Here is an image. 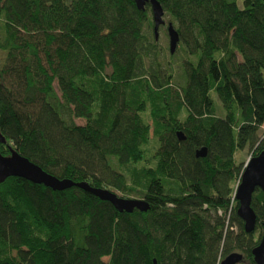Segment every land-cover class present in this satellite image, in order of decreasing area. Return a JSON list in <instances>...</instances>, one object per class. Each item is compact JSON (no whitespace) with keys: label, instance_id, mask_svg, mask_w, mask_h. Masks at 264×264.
Here are the masks:
<instances>
[{"label":"trees","instance_id":"obj_1","mask_svg":"<svg viewBox=\"0 0 264 264\" xmlns=\"http://www.w3.org/2000/svg\"><path fill=\"white\" fill-rule=\"evenodd\" d=\"M158 1L179 30L182 83L149 3L0 0V152L150 204L120 212L77 186L8 177L0 264H218L235 251L256 264L264 192L246 232L236 155L264 149V0Z\"/></svg>","mask_w":264,"mask_h":264},{"label":"water","instance_id":"obj_2","mask_svg":"<svg viewBox=\"0 0 264 264\" xmlns=\"http://www.w3.org/2000/svg\"><path fill=\"white\" fill-rule=\"evenodd\" d=\"M135 3L140 10H144L147 3L150 4L154 33L158 38L160 26L166 23L164 20L165 10L161 3L158 0H135ZM167 24L169 51L174 54L180 41V35L172 22ZM177 136L179 139H185V135L181 131L177 132ZM0 143H6V138L2 133H0ZM196 154L205 156L207 147H201ZM8 177H21L33 183L43 184L53 190H64L77 186L102 200L111 202L120 212H133L135 209L147 211L150 208V204L145 198H126L108 188L93 187L86 181L78 182L69 178L57 177L13 148L10 149V155H3L0 152V182L5 181ZM257 188L264 192V149L245 165L235 192V198L239 203L237 214L243 220L246 232H252L257 224V215L252 207L253 194ZM252 254L256 264H264V231L260 242L252 249ZM242 259L243 254L235 251L225 256L220 264H237ZM154 264H158L156 259Z\"/></svg>","mask_w":264,"mask_h":264},{"label":"rangeland","instance_id":"obj_3","mask_svg":"<svg viewBox=\"0 0 264 264\" xmlns=\"http://www.w3.org/2000/svg\"><path fill=\"white\" fill-rule=\"evenodd\" d=\"M164 20H165V24L161 25L159 30H158V40H159V44H160V48L162 50V58L161 60L163 62H165L164 64H166L167 62H172L173 66L175 67V69L178 71L177 74V83H182L183 79H182V74H183V59L185 57V54L182 50H179V46L177 48V51L175 52V57L171 58V54L169 51V36H168V22L170 20L169 16L164 15ZM147 33L153 34L152 32V27H146L145 28ZM151 30V31H150ZM180 45V44H179ZM4 54H2V52L0 51V60L3 58ZM178 56V57H177ZM176 58V59H175ZM264 71V70H263ZM55 87L57 88V85H55ZM214 101H215V105L216 108L218 110V113L220 116H223L225 114V112L222 109L221 103L216 95V93H213L212 95ZM78 123L80 124H84L85 121L83 119H77ZM260 136L261 138L264 137V124L262 125L261 129H260ZM237 157V161L238 162H243L245 163V165L248 163V161L251 159V151L249 150V148H245L243 151L238 152V154L236 155ZM111 190H113L114 192H116L119 196H123L126 198H141L140 196L137 195H130V194H125L124 192H121L113 187H108Z\"/></svg>","mask_w":264,"mask_h":264},{"label":"bare ground","instance_id":"obj_4","mask_svg":"<svg viewBox=\"0 0 264 264\" xmlns=\"http://www.w3.org/2000/svg\"><path fill=\"white\" fill-rule=\"evenodd\" d=\"M150 14H151V12H150ZM151 16H152V15H151ZM148 22H149V21H148ZM142 24H143V23H142ZM148 24H149V23H148ZM175 28H176V27H175ZM144 29H145V28H144ZM144 29H143V30H144ZM178 31H179V30H178ZM142 33H143V32H142ZM144 34H145V33H144ZM168 45H169V44H168ZM179 47H180V46H179ZM0 48H1V47H0ZM2 51H3V50H2ZM2 54H3V53H2ZM175 54H176V53H175ZM177 57H178V56H177ZM3 59H4V58H3ZM175 59H176V58H175ZM222 59H223V57H222ZM170 62H171V61H170ZM170 67H171V66H170ZM170 67H169V68H170ZM234 108H235V107H234ZM57 110H58V109H57ZM218 261L220 262V260H218ZM218 264H220V263H218Z\"/></svg>","mask_w":264,"mask_h":264}]
</instances>
